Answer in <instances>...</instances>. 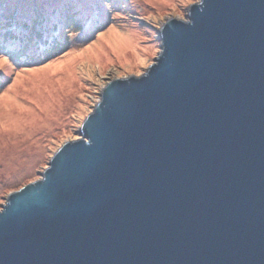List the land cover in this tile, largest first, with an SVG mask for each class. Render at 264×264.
Listing matches in <instances>:
<instances>
[{
    "label": "water",
    "instance_id": "1",
    "mask_svg": "<svg viewBox=\"0 0 264 264\" xmlns=\"http://www.w3.org/2000/svg\"><path fill=\"white\" fill-rule=\"evenodd\" d=\"M0 210V264H264V0H200Z\"/></svg>",
    "mask_w": 264,
    "mask_h": 264
},
{
    "label": "rangeland",
    "instance_id": "2",
    "mask_svg": "<svg viewBox=\"0 0 264 264\" xmlns=\"http://www.w3.org/2000/svg\"><path fill=\"white\" fill-rule=\"evenodd\" d=\"M42 1L36 5L32 0H0V14L18 11L17 21L22 24L24 19L32 20L30 14ZM51 1L62 5L64 13L69 3L76 2L71 13H86L97 31L86 41L79 39L81 33L68 34V27L61 40L71 46L64 54L52 52L44 61L21 65L9 59L0 65V210L10 194L43 178L62 145L80 138L85 119L109 82L148 70L161 52L162 24L171 18L187 21L189 7L200 2ZM51 21L48 14L45 23L50 32ZM108 27L115 31L107 32ZM101 31L106 32L104 39L99 37Z\"/></svg>",
    "mask_w": 264,
    "mask_h": 264
},
{
    "label": "trees",
    "instance_id": "3",
    "mask_svg": "<svg viewBox=\"0 0 264 264\" xmlns=\"http://www.w3.org/2000/svg\"><path fill=\"white\" fill-rule=\"evenodd\" d=\"M17 1L25 2L26 0ZM32 1L35 4L37 2V0ZM42 3L43 5H41L38 9L35 8V12L33 10L32 14H30L32 20L38 21L41 25L38 33L27 45H17L12 48L15 60L10 59L15 64L21 65L39 60L44 61V59L49 58L48 55L52 52L55 56L67 52L69 50L68 46L70 47L71 44L67 42V40H61V38L63 36V31H67L69 29L68 27H70L67 31L68 34L81 33L79 39H85L86 41L90 40L91 36L95 33V31H97V26L94 24V20L91 17H88L86 13H71V8L64 13V11L60 9L62 8V5H55V3L51 0H44ZM77 3L78 6H80V3ZM74 4H76V2ZM4 11V13L0 14V34L6 37L20 34L26 25L18 23L17 18L20 15L18 11ZM69 13L75 14L74 16L76 17V22L70 25H65V18L69 15ZM48 14L51 16L52 20V24L50 25L53 30L51 32L47 29V23H45V18ZM63 14H65V16Z\"/></svg>",
    "mask_w": 264,
    "mask_h": 264
},
{
    "label": "snow or ice",
    "instance_id": "4",
    "mask_svg": "<svg viewBox=\"0 0 264 264\" xmlns=\"http://www.w3.org/2000/svg\"><path fill=\"white\" fill-rule=\"evenodd\" d=\"M189 2H191V0H189ZM88 3L94 4L95 0H88ZM67 7L71 8L73 7V5L69 3ZM75 22H76V17L71 13H69V15L66 16L65 18V25H70ZM22 24L26 25V27L18 35L6 37L0 34V65L8 64L10 58L12 60H15L12 48L17 45H27L28 43H30L41 27L38 21L29 20V19H24L22 21ZM114 31H115L114 27L107 28V32H114ZM105 36H106V32L104 31L99 32L100 39H104ZM89 48H91V45L89 46ZM136 74L140 75L139 72ZM4 95H6V93Z\"/></svg>",
    "mask_w": 264,
    "mask_h": 264
}]
</instances>
